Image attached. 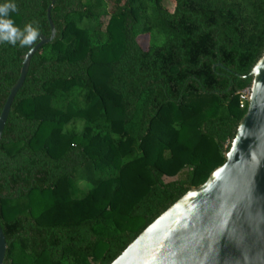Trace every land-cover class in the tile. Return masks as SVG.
I'll list each match as a JSON object with an SVG mask.
<instances>
[{
    "label": "trees",
    "instance_id": "trees-1",
    "mask_svg": "<svg viewBox=\"0 0 264 264\" xmlns=\"http://www.w3.org/2000/svg\"><path fill=\"white\" fill-rule=\"evenodd\" d=\"M50 1L11 18L48 36ZM170 1L55 0L0 139L3 264H109L225 161L264 0ZM30 48L0 43V112Z\"/></svg>",
    "mask_w": 264,
    "mask_h": 264
},
{
    "label": "water",
    "instance_id": "water-1",
    "mask_svg": "<svg viewBox=\"0 0 264 264\" xmlns=\"http://www.w3.org/2000/svg\"><path fill=\"white\" fill-rule=\"evenodd\" d=\"M40 34L0 112V139L32 55L52 41ZM217 65H220L217 63ZM250 77L247 108L229 141L225 161L151 221L109 264H264V51L243 75ZM7 242L0 226V264Z\"/></svg>",
    "mask_w": 264,
    "mask_h": 264
},
{
    "label": "clouds",
    "instance_id": "clouds-1",
    "mask_svg": "<svg viewBox=\"0 0 264 264\" xmlns=\"http://www.w3.org/2000/svg\"><path fill=\"white\" fill-rule=\"evenodd\" d=\"M17 11L18 6L14 0H6L0 4V43L30 48L35 45L40 35L38 22L26 23L22 28L17 26L11 18V14Z\"/></svg>",
    "mask_w": 264,
    "mask_h": 264
},
{
    "label": "built area",
    "instance_id": "built-area-1",
    "mask_svg": "<svg viewBox=\"0 0 264 264\" xmlns=\"http://www.w3.org/2000/svg\"><path fill=\"white\" fill-rule=\"evenodd\" d=\"M249 94H250V88L249 86L248 87H245L243 88L240 92H239V106L241 108H243L245 105H246V102H247V99L249 97Z\"/></svg>",
    "mask_w": 264,
    "mask_h": 264
},
{
    "label": "rangeland",
    "instance_id": "rangeland-1",
    "mask_svg": "<svg viewBox=\"0 0 264 264\" xmlns=\"http://www.w3.org/2000/svg\"><path fill=\"white\" fill-rule=\"evenodd\" d=\"M172 6H173V4H172V2L169 0V7L170 8H172ZM166 180L167 179H169V178H165ZM77 184V188L78 189H84V190H86L87 188H88V186L87 185H85L83 182H80V181H78V182H76Z\"/></svg>",
    "mask_w": 264,
    "mask_h": 264
}]
</instances>
